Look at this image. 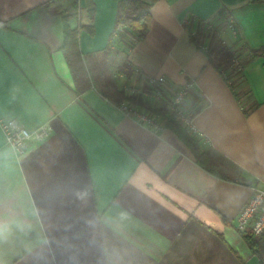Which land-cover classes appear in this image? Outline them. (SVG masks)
<instances>
[{
    "label": "crops",
    "instance_id": "crops-1",
    "mask_svg": "<svg viewBox=\"0 0 264 264\" xmlns=\"http://www.w3.org/2000/svg\"><path fill=\"white\" fill-rule=\"evenodd\" d=\"M53 1L0 0V120L52 128L22 154L0 129V264H256L236 217L264 185V0H157L143 36L124 32L129 45L112 39L118 0H78L84 90ZM209 25L240 58L255 53L232 81L192 40ZM161 76L191 84L187 135L221 173L179 131L141 125L105 94Z\"/></svg>",
    "mask_w": 264,
    "mask_h": 264
},
{
    "label": "built area",
    "instance_id": "built-area-1",
    "mask_svg": "<svg viewBox=\"0 0 264 264\" xmlns=\"http://www.w3.org/2000/svg\"><path fill=\"white\" fill-rule=\"evenodd\" d=\"M228 25L233 30L231 22ZM207 30V35H202L200 38L204 48L207 47L210 33L215 30V27L209 25ZM205 38H208L207 43L204 41ZM233 66H238L237 58L234 59ZM165 81L162 76L141 77V80L121 86L126 97L140 96L143 101H148L150 106L162 109L161 113L140 108L129 102L127 98L119 102L118 108L125 115L135 118L139 124L150 127L154 131L161 130L168 121L172 120L187 134H196L197 131L192 122V111L188 109L190 101L194 98L190 91L191 84L170 89L166 86ZM0 129L3 132L5 144L17 154H22L32 145L43 142L52 133V128L47 123L31 129L14 119L0 120ZM250 189L249 198L237 214L236 229L241 234L250 235L252 240L257 243L259 253L256 264H264V185L255 183L251 185Z\"/></svg>",
    "mask_w": 264,
    "mask_h": 264
},
{
    "label": "trees",
    "instance_id": "trees-1",
    "mask_svg": "<svg viewBox=\"0 0 264 264\" xmlns=\"http://www.w3.org/2000/svg\"><path fill=\"white\" fill-rule=\"evenodd\" d=\"M155 1L157 0H118L116 28L114 30L115 35L112 39L116 37L115 41L124 45H129L130 40L124 36V32L133 33L137 36H143L145 33V26L143 23L138 24V22L148 16L149 9ZM53 3L55 4V11L59 12L65 20V33L62 50L67 62L69 63L71 73L78 90H84L89 86H94L92 71L86 65L77 47L80 26L71 27L69 23L70 19L75 18L77 15L78 0H54ZM121 29L122 31H120ZM203 34L204 32L202 33L201 30L195 32V34L192 35V40L199 48L205 50L209 60L215 66V69L227 82L232 81L235 76H239L245 62L255 55V53H252L247 58H242V56L240 58L238 50L225 45L221 40L216 38V31L210 33L208 45L204 48L200 40ZM235 58L238 60L239 70L238 66H233ZM127 68H129L128 65L124 64L120 66L118 70L125 71L124 69ZM229 85L231 88L234 87L232 84ZM110 91V93L105 94L115 98L118 103L127 98L129 102L149 109L152 112H162V109L152 107L145 101H142L140 96L132 95L126 97L123 93L117 91L116 88ZM167 125L173 127L182 134L183 139L193 149L195 157L201 165L217 174L213 168L207 165V160L203 159L202 155L196 152L195 145L185 131L180 129V127L172 120L168 121ZM242 235L247 241L251 251L258 255L259 249L257 243L252 240L250 235Z\"/></svg>",
    "mask_w": 264,
    "mask_h": 264
},
{
    "label": "rangeland",
    "instance_id": "rangeland-1",
    "mask_svg": "<svg viewBox=\"0 0 264 264\" xmlns=\"http://www.w3.org/2000/svg\"><path fill=\"white\" fill-rule=\"evenodd\" d=\"M120 31H122V29H121ZM195 143L198 144V143H200V142H199V141H198V142L195 141ZM197 151H198L199 154L202 155V158H203V159L207 160V165H208L209 167H211V168H213L214 170H217L218 172L221 173V171L218 170V169H219V168H218V167H219V163H221L219 159H217L215 156H212V155L209 154L208 152H205V151L200 152V148H197ZM217 164H218V165H217Z\"/></svg>",
    "mask_w": 264,
    "mask_h": 264
}]
</instances>
